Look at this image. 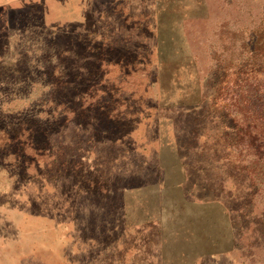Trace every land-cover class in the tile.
Returning <instances> with one entry per match:
<instances>
[{
    "label": "rangeland",
    "instance_id": "obj_1",
    "mask_svg": "<svg viewBox=\"0 0 264 264\" xmlns=\"http://www.w3.org/2000/svg\"><path fill=\"white\" fill-rule=\"evenodd\" d=\"M261 27L264 0H0V264H264L229 99L264 88Z\"/></svg>",
    "mask_w": 264,
    "mask_h": 264
},
{
    "label": "trees",
    "instance_id": "obj_2",
    "mask_svg": "<svg viewBox=\"0 0 264 264\" xmlns=\"http://www.w3.org/2000/svg\"><path fill=\"white\" fill-rule=\"evenodd\" d=\"M262 52L264 58V27L254 30V56ZM258 72L257 74H259ZM254 80L259 81L254 72ZM247 77H239L237 85L231 87L232 94L230 101L239 109V106H245L241 122L239 123L237 134L241 138V143L246 148H253V157L258 163L264 162V88L254 84L251 87ZM241 83H240V82ZM254 148H256L254 152Z\"/></svg>",
    "mask_w": 264,
    "mask_h": 264
}]
</instances>
